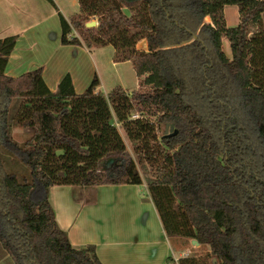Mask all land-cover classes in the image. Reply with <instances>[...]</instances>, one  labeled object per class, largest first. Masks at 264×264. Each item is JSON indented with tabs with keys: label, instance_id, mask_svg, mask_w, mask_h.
<instances>
[{
	"label": "trees",
	"instance_id": "obj_1",
	"mask_svg": "<svg viewBox=\"0 0 264 264\" xmlns=\"http://www.w3.org/2000/svg\"><path fill=\"white\" fill-rule=\"evenodd\" d=\"M79 2L59 11L62 43L113 45L140 87L104 93L96 75L78 93L67 74L53 91L42 68L8 75L17 37L0 39L2 247L15 264H103L59 226L50 189L142 184L136 155L166 235L209 248L180 264H264V0ZM227 5L239 8L234 28ZM16 128L30 130L23 142Z\"/></svg>",
	"mask_w": 264,
	"mask_h": 264
},
{
	"label": "crops",
	"instance_id": "obj_2",
	"mask_svg": "<svg viewBox=\"0 0 264 264\" xmlns=\"http://www.w3.org/2000/svg\"><path fill=\"white\" fill-rule=\"evenodd\" d=\"M54 1L66 18L81 11L79 0ZM59 11L48 0H0V39L17 37L5 70L8 75L16 77L42 68L43 78L53 91L67 74L78 93L87 90L96 75L100 80L97 90L101 88L104 93L118 85L128 91L140 87L132 62L115 61L113 45L93 47L100 51L95 54L93 48L63 44ZM224 11L228 27L238 26L241 21L238 6L227 5ZM206 21L210 22V17ZM227 40L223 39V49L231 57L232 50L226 49ZM137 48L147 50V40H141ZM103 49L110 52L106 66L101 58V53H106ZM76 188L51 187L50 199L57 222L73 245H95L103 264H180L182 258L191 257L193 251L184 245L189 238L172 240L174 237L166 235L151 197L142 195L148 191L144 183L80 187L79 191ZM90 190L95 202H88ZM189 241L194 249L204 246ZM0 247L3 248L1 244Z\"/></svg>",
	"mask_w": 264,
	"mask_h": 264
},
{
	"label": "rangeland",
	"instance_id": "obj_3",
	"mask_svg": "<svg viewBox=\"0 0 264 264\" xmlns=\"http://www.w3.org/2000/svg\"><path fill=\"white\" fill-rule=\"evenodd\" d=\"M226 49L228 50V52H231L230 44H229L228 40L226 41ZM93 50H94V48L92 49V51ZM103 50H106V53H104V54L101 53L102 54L101 58L103 59V64L106 66V65H108L107 62L109 61L110 52L108 54V49H103ZM93 52L95 54H98L100 51L99 50H94ZM99 90L103 91L101 88H99ZM118 127H119L121 135L123 136V138L125 140V143H126L127 147L129 148L130 152L133 155V147H132L130 141L128 140V138L126 137L124 129L121 127V125H118ZM29 133H30L29 129H24V128H16L15 129V136H16L17 140H19L20 142H23L26 139V137L28 136ZM135 161H136L137 169H138V171H139V173L141 175L142 182L145 184V186H146V188L148 190V183L146 181V178H147L148 175H151L150 167H149V165H147V167L144 168L140 164V161H139V159H138V157L136 155H135ZM77 188H76V190H78V191L81 190V189H79L80 188L79 186H77ZM144 189H145V187H144ZM146 194H148V191H147V193H146V191L142 192V195H146ZM146 197H148V196L146 195ZM88 198H89L88 202H91V201L95 202V198L93 196V191H91V190L89 191ZM172 240H177V238L174 237ZM184 242H185L184 245H185L186 249L188 248V249H191L193 251L191 253V256H193V255L194 256H205L207 253H209L208 246H202L200 248L198 246V248L194 249L192 247L189 239H187V240L185 239ZM210 262H212V264H218V263H215L214 260H211ZM0 264H15L14 261L8 255V253L5 251V249H3L1 247H0Z\"/></svg>",
	"mask_w": 264,
	"mask_h": 264
},
{
	"label": "water",
	"instance_id": "obj_4",
	"mask_svg": "<svg viewBox=\"0 0 264 264\" xmlns=\"http://www.w3.org/2000/svg\"><path fill=\"white\" fill-rule=\"evenodd\" d=\"M96 23H97V22H96L95 20H92V21H90V22L87 23V26H89V27H93V26H96ZM169 128H170V129H173L174 126L171 125V126L169 127V125H167V126H166V132L169 131ZM175 133H177V130H176ZM193 242H194L195 244H199L197 240H194Z\"/></svg>",
	"mask_w": 264,
	"mask_h": 264
}]
</instances>
